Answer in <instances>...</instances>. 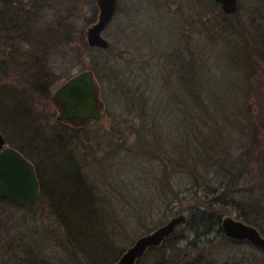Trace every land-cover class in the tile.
<instances>
[{
    "label": "rangeland",
    "instance_id": "1",
    "mask_svg": "<svg viewBox=\"0 0 264 264\" xmlns=\"http://www.w3.org/2000/svg\"><path fill=\"white\" fill-rule=\"evenodd\" d=\"M16 2L33 25L20 27L18 12H6L12 39L4 40L8 18L0 19V90L11 88L33 106L32 120L52 143L40 149L46 141L30 130V144L22 143L29 118L6 116L14 129L0 130L38 162L42 195L24 209L0 202V264H15L14 252L22 264H113L180 214L190 222L139 264H264V250L222 230L231 216L264 233V167L257 164L264 155V0H238L236 14L215 0H118L103 32L106 50L91 47L85 33L98 18L96 0ZM192 56L209 114L158 117L162 97L170 103L181 95L170 62ZM84 69L95 72L106 109L76 128L57 119L46 86L54 84L52 95ZM10 95L0 93L6 114L15 105ZM72 161L88 178L89 206L60 197L58 183L76 182Z\"/></svg>",
    "mask_w": 264,
    "mask_h": 264
},
{
    "label": "water",
    "instance_id": "2",
    "mask_svg": "<svg viewBox=\"0 0 264 264\" xmlns=\"http://www.w3.org/2000/svg\"><path fill=\"white\" fill-rule=\"evenodd\" d=\"M227 14H236L238 0H215ZM98 21L86 31L90 46L107 49L109 41L103 32L112 22L118 0H96ZM51 101L58 110L57 119L74 127H85L98 120L105 111L101 89L92 69L83 70L63 82L52 94ZM41 195L34 164L15 147L7 144L0 131V199L11 200L25 207L35 204ZM187 218L181 214L153 232L141 236L114 264H137L152 247L161 246ZM222 229L229 238L249 240L264 249V236L254 226L227 216ZM181 264V263H180Z\"/></svg>",
    "mask_w": 264,
    "mask_h": 264
},
{
    "label": "trees",
    "instance_id": "3",
    "mask_svg": "<svg viewBox=\"0 0 264 264\" xmlns=\"http://www.w3.org/2000/svg\"><path fill=\"white\" fill-rule=\"evenodd\" d=\"M17 1H20V0H17ZM19 6V7H18ZM24 6V4H23ZM0 7H2L4 10L6 11H3L4 14H1L0 15V19H3L2 21L5 23V19L4 18H8L6 20V24L5 26L3 25V27H1L2 29H4V40H11V30H10V27H11V24H12V21L13 19L10 18L9 14H5L6 12H11V10H16V12H18V15H17V18H14L15 21L17 20L18 22L21 23L20 27L23 25V27L25 28V26H32L33 23L30 22L31 20H27L25 19V17L23 16V11H19L20 9H22L20 7V5L18 4V2H16V0H0ZM1 8V9H2ZM33 15H35L33 13ZM66 16V15H65ZM63 17V16H62ZM59 18L61 19L60 15H59ZM59 22V20H58ZM60 23H56L55 25L57 27H59ZM2 24L0 23V26ZM6 27V28H5ZM20 27H17L16 26V29L18 31H21V29L23 28H20ZM36 30L39 31V28L38 26L36 27ZM8 35V36H6ZM11 38V39H10ZM190 47V46H189ZM187 53H189L190 51H192V49H187L186 50ZM192 57H190L189 59H184L183 57V60L180 62H178V58H176L177 61H174L176 63H171L170 62V66H169V69H172L173 72H175L173 75H174V79L176 80V88L177 87V83L179 84L180 88H178L179 90H181L180 94L181 95H178V91L176 93H174V95L171 97V100H170V103L166 102V98L165 97H162L161 100H162V103L165 105L164 107H159V110H158V113H156V115L158 117H196L198 115H205L207 116L209 113L206 112V110L208 109L207 106H209L205 101H203L204 99L202 98L201 96V93H199L197 91V81L196 80V67L198 66V61H196V59ZM192 61H191V60ZM158 66H161V64H158ZM164 67H167L166 64H163ZM167 69V68H165ZM176 75V76H175ZM147 81H149V79L147 78ZM41 79L40 77H38L37 75V83L35 85L37 91L39 90V85H41ZM54 84L51 83V81L47 84L46 86V91H47V95L45 96L47 101L49 100L50 98V90L52 89ZM8 88V87H7ZM4 88L2 90H4L3 92H6V93H10L13 97V101L15 103V105L13 106V110L11 112H9V114L7 113H4L5 112V109H4V105H1V108L0 109V129L4 130V127H2V125L4 124V126L6 128L10 127L11 129H14L10 124V120L8 119V117H6L7 115H12L11 117H9L11 120H16L17 117H28L29 119H26V118H23L22 121L26 122L27 121V126H26V129H25V132L23 134V138L21 139L22 140V143L23 142H28V144H30L29 141H24L25 140V136L27 135V131L30 130V131H33L34 132V135H35V138L36 137H41L42 139H44L46 142H45V145L44 146H40V149L45 147V148H48L50 147L51 143H52V140L49 138V136H45V134L43 132H41L39 130V126L36 125L37 122L33 121L32 120V117H34V114H33V106L32 105H27L25 104V98L23 100V103H19L18 99H17V96H16V93H14L13 91L9 90L11 88ZM35 89V90H36ZM13 90V89H12ZM1 90H0V93H3ZM22 95V94H20ZM148 103L145 104V109L147 108ZM150 107V110H149V116H150V113H151V109L152 107ZM166 107V108H165ZM165 108V110H164ZM162 109V111H161ZM148 110V108H147ZM160 112V114H159ZM147 113V112H146ZM145 113V115H146ZM144 115V116H145ZM1 117H4V118H1ZM8 120V121H7ZM4 122V123H3ZM18 136H20L18 134ZM29 136H27L26 138H28ZM38 138L36 139L38 141ZM36 141V142H37ZM11 142V141H10ZM33 144V147L38 150L39 147L37 146V144ZM24 146V145H22ZM25 147V146H24ZM19 150L22 152H25L21 147H18ZM22 152V153H23ZM24 154V153H23ZM263 156L262 153L260 152V157L257 156V164H259L260 166H263L264 167V160H263ZM71 157V160H72V156ZM32 162L33 160L30 159ZM73 162V161H72ZM34 163V162H33ZM262 163V165H261ZM36 168H37V172H38V175H39V178L41 177V174H40V168H39V164L38 162L34 163ZM73 165H74V169H73V175H72V178H73V181L75 180L76 182H74L75 184H73V187H70V185H68L67 183H58V185L60 187H62V195H60V197H64V198H69V199H72L73 201V204L71 206H74L76 204H80L81 206H89L88 203H86V198L91 194L90 193V189L91 187L88 185L89 182H88V178L82 168V165L80 164L79 161H75L73 162ZM71 172L69 171L68 174H70ZM51 174H53V171H51ZM62 175V173H61ZM41 180V178H40ZM42 183V182H41ZM79 183H82V186L81 187H78V185H80ZM70 191V192H68ZM0 202H3V203H9L19 209H24V208H28V207H24L22 205H19V204H16L14 202H11V201H3V200H0ZM30 209V208H29ZM73 209H75L73 207ZM190 219V218H189ZM187 220V224L190 222V220ZM249 224L255 226L256 228L259 229V227L257 225H255L254 223H250ZM259 231L263 233V231H261L259 229ZM175 235V234H174ZM174 235H172L171 237H169L165 243L161 246V247H158V248H152L150 249L147 253H151V252H154V251H160L161 249H163V247L166 246V244L174 237ZM16 240V239H14ZM24 240V238H23ZM230 241H233V239H230ZM17 241V240H16ZM235 242V240L233 241ZM241 242V241H239ZM18 247H23V241H19L18 242ZM7 246H4V248H6ZM8 252V251H6ZM146 253V254H147ZM18 254L16 252L12 253L11 256V260L13 262H15V264L19 263V264H22L20 262V260L16 259V256ZM141 261V260H140ZM139 261V262H140ZM139 262L137 264H139ZM183 262V260H181L180 262L178 263H181ZM185 262H183L184 264ZM12 264V263H11ZM194 264H204V263H200L199 261H197L196 263Z\"/></svg>",
    "mask_w": 264,
    "mask_h": 264
},
{
    "label": "flooded vegetation",
    "instance_id": "4",
    "mask_svg": "<svg viewBox=\"0 0 264 264\" xmlns=\"http://www.w3.org/2000/svg\"><path fill=\"white\" fill-rule=\"evenodd\" d=\"M54 156H57L55 153L53 154ZM57 160V159H56ZM183 263V262H182Z\"/></svg>",
    "mask_w": 264,
    "mask_h": 264
}]
</instances>
